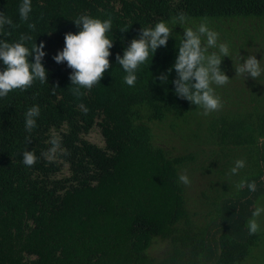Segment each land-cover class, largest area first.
<instances>
[{"label":"trees","instance_id":"16d2710c","mask_svg":"<svg viewBox=\"0 0 264 264\" xmlns=\"http://www.w3.org/2000/svg\"><path fill=\"white\" fill-rule=\"evenodd\" d=\"M21 3L0 0L16 25L0 30V40L27 34L26 46L43 42L47 80L0 98V264H240L261 243L247 222L264 195V73L254 80L235 69L249 55L264 69V0H31L28 22ZM181 11L189 22L174 26L128 86L116 55L141 28L172 26ZM83 14L112 18L113 47L110 68L78 99L72 69L53 57ZM204 19L230 49L221 63L230 81L213 85L223 107L208 115L175 94L174 70L167 84L155 79L174 64L184 29ZM34 104L40 115L28 143L24 114ZM163 126L176 147L159 143L154 130ZM94 127L103 145L87 138ZM54 134L71 154L49 162L40 154ZM26 148L35 150L34 166L22 162ZM238 159L245 167L232 175ZM241 180L255 181L256 191L237 189Z\"/></svg>","mask_w":264,"mask_h":264},{"label":"clouds","instance_id":"9594fccd","mask_svg":"<svg viewBox=\"0 0 264 264\" xmlns=\"http://www.w3.org/2000/svg\"><path fill=\"white\" fill-rule=\"evenodd\" d=\"M19 18L23 22H28L32 12L31 0H22L19 6ZM190 20L187 13L181 11L172 19V26L163 20L155 23L154 26L140 29L138 38H133L128 47L123 50V55H116L117 63L122 67L126 75L124 82L128 86H135L141 65L153 57L156 50L166 47L169 38L173 35V28L176 25H184ZM80 30L73 34L68 32L64 35V47L53 57L57 63L66 62L67 67L72 69L69 75L71 81V92L74 97L81 98L85 93L81 89L91 90L94 85L99 84L104 73L110 68L109 49L113 47V38H109L108 33L112 30V18H93L88 14L80 15L73 20ZM5 26L15 27L13 20L0 12V30ZM82 26V27H81ZM30 30H35V23H28ZM126 32L128 28L119 29ZM32 37L21 34L18 41L9 43L7 40H0V61L4 68L0 70V98H5L14 90L27 91L39 80L41 84L46 83L47 71L42 64L45 52L44 43L38 46L35 41L31 47L26 46ZM215 49V51H212ZM230 49L227 42H220V35L217 31L209 27L206 19L202 20L195 28L187 27L183 31V37L178 47V53L174 64L164 73L159 74L158 79L162 84L168 83V75L174 70L176 78L172 81L175 94L195 106L203 109V115L218 111L223 107L221 98L216 94L215 86H224L230 79L221 70V63L224 57H229ZM29 57L33 60L30 62ZM242 59V57H241ZM236 74L246 78L250 76L257 80L264 69L261 68L260 60L254 55L243 58V63L235 69ZM53 94L55 92L53 91ZM78 107L84 114L89 109L80 104ZM40 115V106L29 107L25 116V130L29 133L26 137L28 143L31 142L30 134L37 127V118ZM50 147L41 156L49 162L55 161L58 156H69L71 153L62 146V137L54 134L49 140ZM22 162L25 166H34L38 157L34 149L22 152ZM246 161L238 159L234 167L230 169L232 175L238 174L244 168ZM179 181L184 185L190 184L187 175H180ZM237 189L247 187L249 191H256L255 181L247 182L241 180ZM264 213V207L257 206L252 212V218L248 220L247 227L249 235H255L260 231L258 218Z\"/></svg>","mask_w":264,"mask_h":264},{"label":"rangeland","instance_id":"374dc122","mask_svg":"<svg viewBox=\"0 0 264 264\" xmlns=\"http://www.w3.org/2000/svg\"><path fill=\"white\" fill-rule=\"evenodd\" d=\"M218 93L221 96H223V94L220 91H218ZM154 131L156 135L158 136L159 143L164 144V146L174 145V147H176L178 145L177 137H173V138L168 137L169 138L168 140L166 135L170 133L164 126L161 129L156 128ZM87 138L89 139V141L93 143H96L98 145H103V138L101 136V133L98 127H94L87 135ZM172 151L174 153L175 149H173ZM194 190H196V186L189 187V191H191V195L193 194ZM257 206L264 207V195L258 198L256 203L254 204V209ZM258 222L260 224V231L258 233L260 234L261 243L259 242V245L257 247L252 248L249 254L244 258V260L240 264H264V213H262L261 216L258 218Z\"/></svg>","mask_w":264,"mask_h":264}]
</instances>
